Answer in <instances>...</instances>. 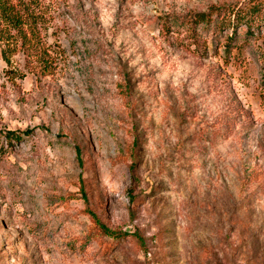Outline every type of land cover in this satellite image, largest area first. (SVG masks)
<instances>
[{
  "label": "rangeland",
  "instance_id": "obj_1",
  "mask_svg": "<svg viewBox=\"0 0 264 264\" xmlns=\"http://www.w3.org/2000/svg\"><path fill=\"white\" fill-rule=\"evenodd\" d=\"M247 2L44 0L46 77L0 44V264H264V26L193 31Z\"/></svg>",
  "mask_w": 264,
  "mask_h": 264
},
{
  "label": "trees",
  "instance_id": "obj_2",
  "mask_svg": "<svg viewBox=\"0 0 264 264\" xmlns=\"http://www.w3.org/2000/svg\"><path fill=\"white\" fill-rule=\"evenodd\" d=\"M43 2L44 0H0V44L3 45L1 54L9 61L6 57V49L9 51L11 46L18 48L28 58H31L32 64L29 72L40 77L50 75L53 65L51 59L43 55H40L38 61L35 60L46 21L44 13V5L46 4ZM214 16L216 18H213ZM193 22L195 25L193 31L199 25H203L208 34L211 32L221 34L223 31L236 33L237 29H242L244 36H254L255 31H260V28L264 26V5L247 2L242 5L235 4L223 8H213L207 14H197ZM228 40L230 43L227 42V45H231L230 38ZM18 76L21 79L25 78V74H18ZM261 85L264 89V76L261 77ZM29 134L30 132L25 133V135ZM3 135L9 144V148L22 139V136L14 131H8L5 134L0 132V136ZM80 153V149L77 148L79 159ZM96 224L100 234L115 242L128 237L124 233L110 230L98 220H96Z\"/></svg>",
  "mask_w": 264,
  "mask_h": 264
}]
</instances>
